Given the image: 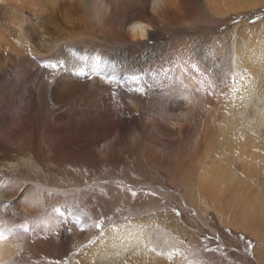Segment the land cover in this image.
<instances>
[{"label": "bare ground", "instance_id": "obj_1", "mask_svg": "<svg viewBox=\"0 0 264 264\" xmlns=\"http://www.w3.org/2000/svg\"><path fill=\"white\" fill-rule=\"evenodd\" d=\"M262 5L0 0V264H169L144 223L104 235L75 205L105 187H143L141 160L170 171L174 149L147 132L176 138L175 127L184 130L172 183L208 198L226 228L263 242L255 255L264 264V38L247 25L248 43L203 34L139 49L202 17L220 22ZM38 50L47 56L30 55ZM109 168L134 180L105 186Z\"/></svg>", "mask_w": 264, "mask_h": 264}, {"label": "rangeland", "instance_id": "obj_2", "mask_svg": "<svg viewBox=\"0 0 264 264\" xmlns=\"http://www.w3.org/2000/svg\"><path fill=\"white\" fill-rule=\"evenodd\" d=\"M254 7L242 13H232L230 17L220 22L210 15L206 19L202 17L196 28L186 29L184 26L182 30L167 35L162 41L149 42L147 46L139 49L154 53L161 44L166 46L179 41L190 42L197 40L203 34L229 35L233 38L231 43H248L243 42L241 31L247 25L264 38V5ZM119 46H116V49H119ZM34 52L30 55L46 57L48 53L44 50ZM175 129L177 136L171 138L159 135L160 131L157 133L155 129H152L153 133L152 130L149 132L150 129L147 128L148 135L156 138L160 144L169 146L168 149H174L168 155L169 163H166L170 171L165 167L155 166L153 162L151 164L141 160L138 163L144 171H141L140 167H134V170L143 187H139L136 191L125 188L121 192L118 187L109 186L97 192H88L82 197H77L76 212L82 211L84 216L91 219L96 232H103L104 235L114 227L127 225L125 223H133L136 227L144 223L148 229L146 235L148 237L155 235L152 242L155 244L163 242L161 246L165 249L163 253L167 256L169 264H260L255 255V248L263 242L260 243L257 237L243 230L226 228L222 214L211 206L208 198L201 193L198 194L196 190L191 198L186 188L172 183V172L175 167L171 158L179 148V139L182 135L180 131L184 128L175 127ZM145 151L151 152V146L146 147ZM158 156L163 160L161 149H158ZM118 170L109 168L105 171L104 176L108 179L105 186L116 179L134 180L128 169ZM90 175L94 177L92 173ZM203 206L206 207L204 211ZM68 240L70 248L73 237L68 236ZM75 258L76 255H72L70 260L73 261Z\"/></svg>", "mask_w": 264, "mask_h": 264}, {"label": "snow or ice", "instance_id": "obj_3", "mask_svg": "<svg viewBox=\"0 0 264 264\" xmlns=\"http://www.w3.org/2000/svg\"><path fill=\"white\" fill-rule=\"evenodd\" d=\"M114 79V78H113ZM133 79H137L136 77H133ZM136 91H138V92H143L144 91V89L143 88H139V89H137ZM25 225H21V227H24ZM3 236V233L2 232H0V237H2Z\"/></svg>", "mask_w": 264, "mask_h": 264}]
</instances>
